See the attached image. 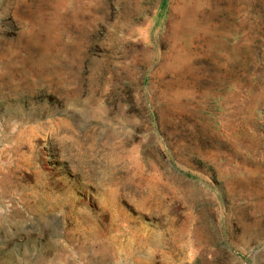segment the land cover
<instances>
[{
	"label": "rangeland",
	"instance_id": "374dc122",
	"mask_svg": "<svg viewBox=\"0 0 264 264\" xmlns=\"http://www.w3.org/2000/svg\"><path fill=\"white\" fill-rule=\"evenodd\" d=\"M0 264H264V0H0Z\"/></svg>",
	"mask_w": 264,
	"mask_h": 264
},
{
	"label": "bare ground",
	"instance_id": "6f19581e",
	"mask_svg": "<svg viewBox=\"0 0 264 264\" xmlns=\"http://www.w3.org/2000/svg\"><path fill=\"white\" fill-rule=\"evenodd\" d=\"M114 196H112L110 194V197H108L107 199L105 198L103 200L105 207H109L110 219L105 221V224H103V225L101 224L100 226H98V224H97L96 225L97 231H95V233L90 235L89 239H91V240L99 239L100 241H102V240L103 241H122V238H121L122 231H121L120 226L117 225V220L119 219V217H118L117 211L114 208V206L117 203ZM106 200L108 203L105 202ZM95 220L96 219L91 218V217H85V218H82L81 222L83 224L85 223V224H88L90 226H93Z\"/></svg>",
	"mask_w": 264,
	"mask_h": 264
}]
</instances>
